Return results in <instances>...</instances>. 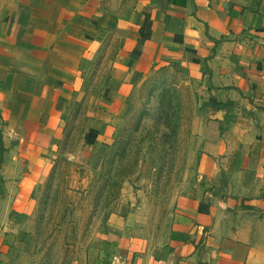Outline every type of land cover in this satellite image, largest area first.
Masks as SVG:
<instances>
[{
	"label": "crops",
	"instance_id": "1",
	"mask_svg": "<svg viewBox=\"0 0 264 264\" xmlns=\"http://www.w3.org/2000/svg\"><path fill=\"white\" fill-rule=\"evenodd\" d=\"M165 64L203 80L220 130L199 127L164 249L113 215L109 264H264V0H0V231L33 208L78 105L97 147Z\"/></svg>",
	"mask_w": 264,
	"mask_h": 264
},
{
	"label": "rangeland",
	"instance_id": "2",
	"mask_svg": "<svg viewBox=\"0 0 264 264\" xmlns=\"http://www.w3.org/2000/svg\"><path fill=\"white\" fill-rule=\"evenodd\" d=\"M205 91L181 64L153 68L126 92L97 147L85 134L89 120L77 117L86 110L80 103L58 157L32 193L33 208L1 228L0 264H109L114 249L106 237L113 215L123 214L153 249H164L176 198L204 153L199 127L220 130ZM260 220L264 231V214Z\"/></svg>",
	"mask_w": 264,
	"mask_h": 264
},
{
	"label": "trees",
	"instance_id": "3",
	"mask_svg": "<svg viewBox=\"0 0 264 264\" xmlns=\"http://www.w3.org/2000/svg\"><path fill=\"white\" fill-rule=\"evenodd\" d=\"M214 107H215V109H222L221 106H214ZM4 152H5V148L3 147L2 135L0 132V166H1V163L3 162Z\"/></svg>",
	"mask_w": 264,
	"mask_h": 264
}]
</instances>
